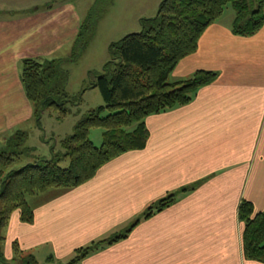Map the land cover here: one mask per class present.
I'll return each mask as SVG.
<instances>
[{
    "label": "crops",
    "instance_id": "0c3cea01",
    "mask_svg": "<svg viewBox=\"0 0 264 264\" xmlns=\"http://www.w3.org/2000/svg\"><path fill=\"white\" fill-rule=\"evenodd\" d=\"M22 7L0 14V148L34 117L20 78L23 60H50L82 24L70 0ZM234 18L223 14L176 66L171 81L200 70L217 78L190 104L147 117L144 150L113 159L79 187L30 197L32 224L12 214L2 244L9 264L24 255L72 260L77 249L125 230L152 203L198 182L77 264H262L244 256L239 206L245 199L255 213L264 210V26L239 36Z\"/></svg>",
    "mask_w": 264,
    "mask_h": 264
},
{
    "label": "trees",
    "instance_id": "16d2710c",
    "mask_svg": "<svg viewBox=\"0 0 264 264\" xmlns=\"http://www.w3.org/2000/svg\"><path fill=\"white\" fill-rule=\"evenodd\" d=\"M229 4L235 10L232 30L236 35L252 36L264 26V0H162L154 19L140 21L141 32L112 42L109 46L111 58L91 85L100 90L105 106L89 111L76 124L74 133L61 142L64 153H53L49 159L36 158L14 169L24 154L22 148L28 133L18 129L7 138L0 148V264H9L2 244L12 214L19 211L22 222H34L30 197L50 190L79 187L92 180L113 159L144 150L150 137L147 117L190 104L200 88L216 80L217 73L204 70L181 81H171L170 76L182 60L197 51L203 33L222 17ZM0 14L10 15L8 12ZM145 22H151V26L145 28ZM94 23V17L82 22L74 42L80 51L85 50ZM60 65L58 60L36 58L22 62L21 82L37 121L48 108L56 109L62 117L67 113L68 95L56 84L62 76ZM105 112L108 114L104 115ZM95 128L103 129L99 147L89 137ZM65 160L69 163L63 167ZM199 184L152 203L125 230L77 249L69 264H77L91 253L125 239L142 219L164 211L176 202L179 193ZM239 219L244 225L245 258L264 264V210L255 213L253 203L243 199ZM14 250L18 258L17 243ZM20 259L23 264H38L33 255Z\"/></svg>",
    "mask_w": 264,
    "mask_h": 264
},
{
    "label": "rangeland",
    "instance_id": "374dc122",
    "mask_svg": "<svg viewBox=\"0 0 264 264\" xmlns=\"http://www.w3.org/2000/svg\"><path fill=\"white\" fill-rule=\"evenodd\" d=\"M62 0H0V13L16 10L19 7L30 10L41 4H57ZM79 10L82 22L94 17L93 31L88 39L85 50L74 42L61 52L51 56L50 60L61 62V80L56 84L68 95L65 102L67 113L64 117L54 108H48L41 113L40 120L35 117L25 128L28 139L22 150L21 158L14 165V169L20 168L36 158L49 159L53 153H64L61 142L74 133L76 124L86 114L101 106H105L104 99L98 88H91L97 80V76L103 73L104 65L110 60L109 46L112 42L121 40L130 33H138L143 30L142 19H154L157 15L162 0H70ZM251 1V0H249ZM12 5V6H11ZM15 6V7H13ZM27 10V11H30ZM235 17V10L229 4L224 12V17ZM151 22H145V28H149ZM55 84V83H54ZM105 112L104 115H107ZM103 129L95 128L90 132V139L99 147L102 144ZM8 139H6L7 141ZM69 163L65 160L62 166ZM32 198H29V201ZM28 255L22 256L26 258ZM71 259L61 261H42L38 264H69ZM17 264H23L18 258Z\"/></svg>",
    "mask_w": 264,
    "mask_h": 264
}]
</instances>
